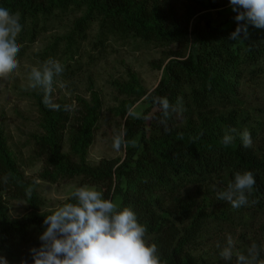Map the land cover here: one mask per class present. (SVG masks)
<instances>
[{"label": "trees", "instance_id": "16d2710c", "mask_svg": "<svg viewBox=\"0 0 264 264\" xmlns=\"http://www.w3.org/2000/svg\"><path fill=\"white\" fill-rule=\"evenodd\" d=\"M177 3L0 0V7L19 13L22 30L17 37L18 61L51 23L70 14L75 16L73 29L64 37H56L40 53L43 61L61 53L62 40L68 45L63 54L74 60L80 54L78 41L86 39L94 25L98 27L95 42L100 47L110 37L162 48L177 46L170 51L161 79L151 93L134 73L128 80L117 82V90L125 95L117 108L119 115L126 116L132 104L145 95L148 102L138 118L128 116L124 120L128 146L122 161L104 158L93 164L88 160L102 109L97 91L93 90L91 101L78 97L81 116L74 125H70V112L64 110L66 103L58 104L55 110L43 102L44 92L35 94L42 129L35 141L38 156L44 160L40 177L53 182L80 177L86 183L107 187L106 199L119 198L120 209L127 207L136 213L147 230L146 242L157 246L161 264H215L204 252L213 231V225H208L211 220L231 223L233 218L227 209L209 213L213 200L203 196L202 189L218 193L234 179L236 171H251L256 182L248 204L238 210H264V109L253 103L263 92L249 85L264 75V29L249 26L246 39L229 40L237 21L219 22L209 13H201L220 7L218 0H185L182 11ZM156 97H166L171 105H176L179 98L178 111L170 112L164 120ZM228 128H246L251 134V147H243L239 135L225 146L221 141ZM36 187V179L27 178L21 169L0 124V256L8 264H33L30 249L40 246L43 221L53 212L42 210ZM183 189L196 191L176 200L174 209L167 208L166 199L174 201ZM10 194L28 203L29 211L21 218L9 213ZM195 196L203 197L199 201ZM221 202L219 199L218 204Z\"/></svg>", "mask_w": 264, "mask_h": 264}, {"label": "rangeland", "instance_id": "374dc122", "mask_svg": "<svg viewBox=\"0 0 264 264\" xmlns=\"http://www.w3.org/2000/svg\"><path fill=\"white\" fill-rule=\"evenodd\" d=\"M176 1L182 11L185 0ZM218 1L221 4L220 7H212L201 13L207 12L219 22L231 20L230 23H233L236 21L234 19L236 13L232 10L230 0ZM200 14L196 16L190 28ZM74 17V14L64 15L62 19L51 23L48 30L30 46L26 56L18 61V69L8 77L0 78V124L6 130L9 144L26 177L36 179L37 194L43 201L42 210L48 211H54L64 204L77 187L85 185L95 187L103 193V198H105L104 192L107 188L86 183L80 177L61 179L57 182L40 177L44 170V160L43 157L38 156L39 146L35 141L36 134L42 132L35 94L43 93V89L31 87L29 75L32 67H41L44 62L39 56L40 53L51 45L56 37H64L73 29ZM97 30V25H94L93 29L88 31L87 38L78 41L81 47L80 54L74 60L68 58L65 53L63 54L68 45L65 40L61 41L62 51L54 59L61 63L64 71L60 76L54 77L51 92L52 103L73 105L72 111H69L70 125L76 124L81 116L78 97L91 101L93 90L98 92L102 109L96 126L95 139L88 153V160L93 164L99 163L104 158L122 161L126 155V148L122 147L120 151L113 148V138L122 130L124 131V120L128 117V115L123 117L118 113L117 108L125 99V95L117 90V82L128 80L129 75L134 73L145 90L151 93L161 79L162 66L168 61L170 51L177 49V46L162 48L151 43H141L139 40H120L115 37L108 38V41L100 47L95 42ZM192 39L194 41L193 36ZM262 76L249 85L262 90L263 94L260 99L250 100L264 109V75ZM61 84L63 87L60 86ZM147 105V95H145L136 100L131 109L139 116ZM67 142L66 138V149H68ZM195 191L196 189L189 192L188 189H183L175 196L174 201L166 199V207L174 209L176 200L185 199L190 193L192 196ZM202 192L203 196L208 195L213 200L209 213L219 208L227 209L231 211V218H233L231 223L211 220L208 225H213V231L207 237L208 243L204 252L215 264H236L235 254L231 261H226L219 254L221 249L216 247L217 242L223 247L228 235H231L235 241V250L244 254H247V249L253 242L257 245H264V210L252 213V209L245 207L243 212H239L238 208H233L227 201L222 200L218 204L217 191L209 193L204 188ZM7 197L11 217L21 218L29 211L28 203L23 199L11 194ZM195 197L201 201L202 197ZM113 201L118 204L120 199L115 198ZM261 258H264V252L261 253Z\"/></svg>", "mask_w": 264, "mask_h": 264}, {"label": "clouds", "instance_id": "9594fccd", "mask_svg": "<svg viewBox=\"0 0 264 264\" xmlns=\"http://www.w3.org/2000/svg\"><path fill=\"white\" fill-rule=\"evenodd\" d=\"M230 4L236 13L234 19L238 26L229 40L246 39L249 26L264 29V0H230ZM21 30L19 13L13 14L0 7V78L8 77L19 67L17 37ZM63 71L59 61L49 58L41 67H32L29 75L31 87L42 88L43 102L55 110L60 106L52 103L53 80ZM154 100L161 106L164 120L170 112L178 111L181 103L179 98L176 105H171L166 97ZM72 109L73 105H64L65 111ZM127 115L138 118L131 108ZM125 135L122 130L114 136L113 148L116 151L127 148ZM236 135H239L243 147H251V134L246 128L243 131L226 129L221 142L227 146ZM7 180L6 175L4 182ZM255 182L251 171H236L234 179L217 193V198L227 201L233 208L244 206L248 204V195ZM31 194L32 189L29 188L27 195L30 197ZM69 199L75 202L64 203L45 216V230L39 236L41 244L30 249L33 264H161L157 246L146 242L147 230L131 208L120 209L112 199L103 198L102 192L87 185L75 188ZM216 247L221 249L219 254L226 261H231L235 254L236 264H264V258H261L264 245L253 242L244 254L235 250V241L228 235L226 244L222 247L217 242ZM0 264H8L7 259L0 256ZM22 264H27V261Z\"/></svg>", "mask_w": 264, "mask_h": 264}]
</instances>
